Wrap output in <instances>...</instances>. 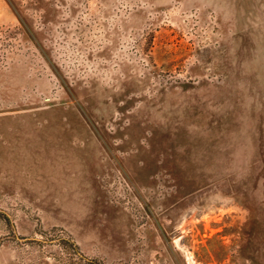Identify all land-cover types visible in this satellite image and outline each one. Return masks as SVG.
Wrapping results in <instances>:
<instances>
[{
  "label": "rangeland",
  "instance_id": "obj_1",
  "mask_svg": "<svg viewBox=\"0 0 264 264\" xmlns=\"http://www.w3.org/2000/svg\"><path fill=\"white\" fill-rule=\"evenodd\" d=\"M0 264H264V0H0Z\"/></svg>",
  "mask_w": 264,
  "mask_h": 264
}]
</instances>
